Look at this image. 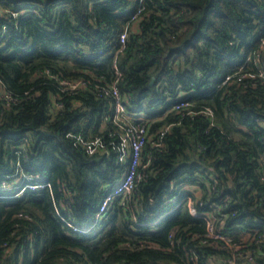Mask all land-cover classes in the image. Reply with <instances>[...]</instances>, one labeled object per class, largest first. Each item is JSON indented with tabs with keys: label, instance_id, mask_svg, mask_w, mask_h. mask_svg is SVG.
Returning a JSON list of instances; mask_svg holds the SVG:
<instances>
[{
	"label": "trees",
	"instance_id": "trees-1",
	"mask_svg": "<svg viewBox=\"0 0 264 264\" xmlns=\"http://www.w3.org/2000/svg\"><path fill=\"white\" fill-rule=\"evenodd\" d=\"M262 71L264 0H0V264H264Z\"/></svg>",
	"mask_w": 264,
	"mask_h": 264
},
{
	"label": "built area",
	"instance_id": "built-area-1",
	"mask_svg": "<svg viewBox=\"0 0 264 264\" xmlns=\"http://www.w3.org/2000/svg\"><path fill=\"white\" fill-rule=\"evenodd\" d=\"M142 1V0H141ZM139 12V11H138ZM137 14V13H136ZM137 15H134V18H136ZM127 36V32H123L121 35V42L124 43ZM260 75L264 78L263 71L260 73ZM0 83L1 80H0ZM70 89H77L80 86L84 85V83H68ZM111 94L115 98V111L113 114V120L115 122L124 121L126 122V130L123 135V146H124V153L127 154V147L129 145L130 153L127 154V156L130 157V162L128 163V167L126 169V172L122 176L121 180L111 189L107 190V194L102 202V205L100 207V210L97 214L98 218H102L105 211L108 209L110 204L114 201L117 197H125L127 196L135 187L136 179L138 178V165L140 160V155L143 149L144 144L146 143L147 138V129L144 125H136L134 122H130L127 120L126 117V109L124 105L122 104V100L118 91V88L116 85L112 87ZM188 103H179L175 105V108H182L184 106H187ZM207 114L212 115V110L210 108H206L204 110ZM82 143L85 145L88 152L93 153L97 148L99 140H95L92 142L83 141L81 138H79ZM31 188H36L38 186L42 185H27ZM23 191V188L13 196H18L19 193ZM2 196V195H1ZM6 196V195H5ZM216 223V221H215ZM215 223H210L208 227V237L213 239L214 241L210 242V244H216L215 240L221 239L224 244L220 246V248H228L232 252V256L227 260V264H251L253 262L252 256H250L248 253H244L241 248L244 246H251V241L249 240L248 236L244 233L242 239H237L238 241H235V237L232 234L228 233H222V229L219 226H215ZM75 230L81 231L82 233H86V227L79 228L76 227ZM250 241V242H249ZM203 242H207V240H203ZM249 242V244L247 243ZM244 254H246L247 260H243Z\"/></svg>",
	"mask_w": 264,
	"mask_h": 264
},
{
	"label": "rangeland",
	"instance_id": "rangeland-1",
	"mask_svg": "<svg viewBox=\"0 0 264 264\" xmlns=\"http://www.w3.org/2000/svg\"><path fill=\"white\" fill-rule=\"evenodd\" d=\"M192 188H197V187H192ZM190 190V189H189ZM187 201L188 202H192V197L190 196L188 199H187ZM86 230H87V232L86 233H88L89 232V229L88 228H86ZM249 238H250V236L249 235H247Z\"/></svg>",
	"mask_w": 264,
	"mask_h": 264
},
{
	"label": "bare ground",
	"instance_id": "bare-ground-1",
	"mask_svg": "<svg viewBox=\"0 0 264 264\" xmlns=\"http://www.w3.org/2000/svg\"><path fill=\"white\" fill-rule=\"evenodd\" d=\"M102 231V230H101Z\"/></svg>",
	"mask_w": 264,
	"mask_h": 264
}]
</instances>
